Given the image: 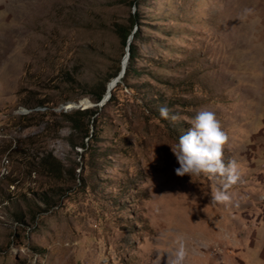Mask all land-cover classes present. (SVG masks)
<instances>
[{
  "label": "rangeland",
  "instance_id": "374dc122",
  "mask_svg": "<svg viewBox=\"0 0 264 264\" xmlns=\"http://www.w3.org/2000/svg\"><path fill=\"white\" fill-rule=\"evenodd\" d=\"M204 110L241 165L229 203L175 174ZM177 234L186 264H264V0H0V264H167Z\"/></svg>",
  "mask_w": 264,
  "mask_h": 264
},
{
  "label": "clouds",
  "instance_id": "9594fccd",
  "mask_svg": "<svg viewBox=\"0 0 264 264\" xmlns=\"http://www.w3.org/2000/svg\"><path fill=\"white\" fill-rule=\"evenodd\" d=\"M245 11L251 12L250 9ZM160 116L168 118L166 107L160 109ZM172 119L175 120L176 117ZM227 142L228 136L222 130L215 114L204 110L191 119L188 131L179 136L174 146L170 147L179 165L175 169L178 177L208 175L213 179H220L223 187L214 191L212 200L215 203H229L231 196L226 189L241 179V165L235 160L224 162L223 151ZM186 239L183 234L176 235V247L167 255V264H186Z\"/></svg>",
  "mask_w": 264,
  "mask_h": 264
},
{
  "label": "trees",
  "instance_id": "16d2710c",
  "mask_svg": "<svg viewBox=\"0 0 264 264\" xmlns=\"http://www.w3.org/2000/svg\"><path fill=\"white\" fill-rule=\"evenodd\" d=\"M136 0H130V2H135ZM136 3H134L135 5ZM133 23V24H132ZM136 24V21H135V17L134 15H131L130 16V24H129V27L128 28H124L123 26H116V34L118 36V38L120 39V42H121V45H124L126 39L128 38V36H130V32H131V27L132 25ZM136 32H134L133 34H131V38L132 40L134 38H136V35H135ZM134 57H135V53H134V46L132 44H128L127 45V59H126V62H127V66L126 68H124V72H123V75L122 76H125L128 74V71H129V66L130 64L133 62L134 60ZM104 93V90L102 89L101 92L96 96V99L95 101L97 102L102 94ZM93 112L92 111H89V110H84V111H76L75 112V115L77 116H74V117H71L68 119V121L70 122L71 124V129L73 130H76L78 132H83V135L85 137H87V127L86 126H82V123L80 121V119L76 118L78 116H87V115H90L92 114ZM53 165L52 164H49V172H54V176L56 175H59V171H57L55 173V168L52 167Z\"/></svg>",
  "mask_w": 264,
  "mask_h": 264
},
{
  "label": "water",
  "instance_id": "95a60500",
  "mask_svg": "<svg viewBox=\"0 0 264 264\" xmlns=\"http://www.w3.org/2000/svg\"><path fill=\"white\" fill-rule=\"evenodd\" d=\"M129 37H130V39H131V36H129ZM126 59H127V55H126L125 58H124V61H123L124 63H122L121 66H120V70H119V72H118L116 78H115L111 83H109V84L106 86V88H105V92H104V94H103V96H102V98H101V100H100V104L104 103V102L108 99L110 89L114 86V84L117 82V80L119 79V77H121V76L123 75L124 68H125V67H124V64H125V62H126Z\"/></svg>",
  "mask_w": 264,
  "mask_h": 264
},
{
  "label": "built area",
  "instance_id": "2783aa9c",
  "mask_svg": "<svg viewBox=\"0 0 264 264\" xmlns=\"http://www.w3.org/2000/svg\"><path fill=\"white\" fill-rule=\"evenodd\" d=\"M14 225V224H13ZM16 245L13 243V241H11V243L8 246V253L12 256L17 255L20 251H22L21 249H19V247H15ZM31 264H33V262H31Z\"/></svg>",
  "mask_w": 264,
  "mask_h": 264
}]
</instances>
